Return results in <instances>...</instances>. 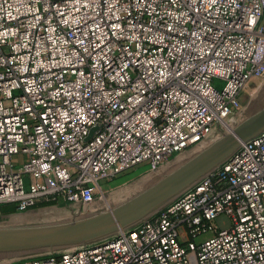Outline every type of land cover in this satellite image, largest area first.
<instances>
[{
  "label": "built area",
  "instance_id": "built-area-1",
  "mask_svg": "<svg viewBox=\"0 0 264 264\" xmlns=\"http://www.w3.org/2000/svg\"><path fill=\"white\" fill-rule=\"evenodd\" d=\"M253 76L264 0H0V208L91 203L202 142ZM4 264H264V131L138 224Z\"/></svg>",
  "mask_w": 264,
  "mask_h": 264
},
{
  "label": "rangeland",
  "instance_id": "rangeland-1",
  "mask_svg": "<svg viewBox=\"0 0 264 264\" xmlns=\"http://www.w3.org/2000/svg\"><path fill=\"white\" fill-rule=\"evenodd\" d=\"M263 110L264 77L253 76L244 87L237 101L231 106L228 124L230 123L231 127L234 126L233 129L236 131L243 123L253 119ZM263 127L264 121L249 126L238 134H233L223 121L218 122L212 126L207 137L202 142L176 155H171L158 167L153 168L147 163L130 169L112 180L102 182L101 190L89 204H40L25 211L11 208L5 209V207L0 208V227L65 221L79 216L95 215L110 211L128 203L143 193L151 192L169 174L185 165L199 161V159L224 144L212 157L178 177L179 179L175 183L177 187L170 186L164 194V197L167 196L166 201H171L174 196L192 184L196 178L202 177L201 174L206 173L210 168H214L224 161L241 140L253 135ZM229 138H231V141L227 143L226 141ZM23 160L22 157L18 158L17 164H20ZM148 197L149 194L145 195L140 205ZM14 220L21 222H15ZM215 224L221 230H226L230 228L231 221L228 216L223 215L215 220ZM48 254H35L34 257H43ZM6 262L8 261L0 262V264Z\"/></svg>",
  "mask_w": 264,
  "mask_h": 264
},
{
  "label": "water",
  "instance_id": "water-1",
  "mask_svg": "<svg viewBox=\"0 0 264 264\" xmlns=\"http://www.w3.org/2000/svg\"><path fill=\"white\" fill-rule=\"evenodd\" d=\"M263 121L264 110L253 119L243 123L236 130V133L238 134L244 129H247V127ZM262 131H264V127L253 135L241 140L224 161L214 168H210L206 173L201 174L202 177L196 178L186 189L224 163L239 148L242 142L253 138ZM230 141L231 138L226 142L229 143ZM223 146L224 144L199 159V161L185 165L169 174L151 192L143 193L128 203L110 211L95 215L79 216L65 221L1 226L0 262L34 257L35 254H53L64 249L86 245L111 236L120 229L129 228L138 224L180 196L186 189L179 192L171 201H166L167 196L164 197V194L170 186L177 187L175 183H177L176 181L180 175L212 157ZM148 194L149 197L140 205L141 200Z\"/></svg>",
  "mask_w": 264,
  "mask_h": 264
},
{
  "label": "bare ground",
  "instance_id": "bare-ground-1",
  "mask_svg": "<svg viewBox=\"0 0 264 264\" xmlns=\"http://www.w3.org/2000/svg\"><path fill=\"white\" fill-rule=\"evenodd\" d=\"M223 123L227 125V127L229 128V130L231 131V133L236 134V131L233 129V127L230 126V123L228 124V120H223ZM123 197V196H122ZM107 203V202H106ZM112 208V207H111ZM15 221V220H14ZM15 222H21V221H15Z\"/></svg>",
  "mask_w": 264,
  "mask_h": 264
},
{
  "label": "trees",
  "instance_id": "trees-1",
  "mask_svg": "<svg viewBox=\"0 0 264 264\" xmlns=\"http://www.w3.org/2000/svg\"><path fill=\"white\" fill-rule=\"evenodd\" d=\"M40 205V204H39ZM5 207V209H16V207L15 206H13V205H3V206H1V208H4Z\"/></svg>",
  "mask_w": 264,
  "mask_h": 264
}]
</instances>
